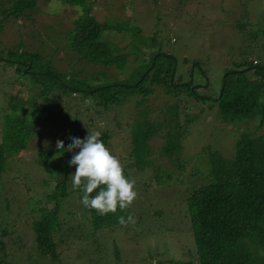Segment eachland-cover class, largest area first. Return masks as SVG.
Masks as SVG:
<instances>
[{
	"label": "rangeland",
	"instance_id": "1",
	"mask_svg": "<svg viewBox=\"0 0 264 264\" xmlns=\"http://www.w3.org/2000/svg\"><path fill=\"white\" fill-rule=\"evenodd\" d=\"M50 2L51 0H37V9L33 12L31 21L24 22L21 17L9 18L0 35L1 49L6 50L21 39L28 49H39L40 45H44L40 44L43 41L46 46L44 50L40 49L42 53L45 51L52 55L54 50L58 51V43L66 42L73 21L83 13V8L64 4L60 0L62 10L52 13L48 10ZM88 2L90 14L95 17L96 22L109 20L111 23L133 19L135 23L143 26L144 30L158 29L161 39L163 35H167V38L163 39L164 50L178 58V64L181 65L178 69L182 71H177L174 80H177L179 72L183 75L182 77L180 75L178 80L185 81L190 77L191 71L194 84H200L197 92L213 98L199 101L193 96H187L184 91L181 95H172L155 83L152 84L154 91L145 96L146 102L138 106L136 112L133 103H126L118 107L112 106L110 110H106L103 117L104 123L109 119V123L114 127L115 122H119V125L125 124L128 120L131 122L132 118L129 117L133 116L134 112L135 116L139 115L138 110L145 106L149 109L148 119L154 123H161L157 134L149 138L151 150L148 160L151 162L145 164L143 170L131 166L133 158L125 157L129 149L126 131L120 130L118 137L114 135L108 139L109 148L119 156L124 155V158L120 159L125 168L129 167L125 174L129 179L136 181L138 192L137 199L129 208L130 214L136 218V224L110 231L112 237L118 238L121 249L120 264H170L169 259L178 258L188 262L190 258L187 254L193 250V237L186 198L194 187L209 179L211 154L214 152L223 157H231L241 133H247L251 137L264 135L263 87L260 89L261 96L257 99V114L254 118L223 122L218 112L217 101H214L219 92L221 79L226 74L225 70L240 68L236 63H241V67L246 70L244 71L246 78L258 80L264 85V75L261 76L259 71L256 73L252 71L256 68L255 65L251 66L252 69H247L243 64L247 60L258 62L261 66L264 64V0H88ZM50 29L58 37L56 44L49 41ZM105 39L115 47V55L125 54L122 65L124 67L121 69L117 64L103 68L106 76L111 79L125 78L131 71L140 72V63L148 59L150 52L157 50L156 45L142 44L119 31L109 30ZM69 62L70 59L65 58L58 64L64 68ZM101 66L80 62L75 65V69L80 70L82 77H89L102 68ZM199 67L208 76V83L205 85ZM13 69V66H6L3 72L0 65V108L6 102L4 92L7 91L17 92L25 98L26 110L31 109L33 89L26 78L19 76ZM18 82L23 84L19 85ZM69 96L72 102L70 109L64 104H59L58 115L53 113L49 121L33 116L45 115L44 111L40 110L42 107L40 100L35 101V109L32 112L29 110L28 113L32 123V136L28 146L19 157L7 161V171L0 180V213L3 211L7 214L10 223L14 220L16 245L20 244L19 237L30 230L32 220L28 214V205L21 203L20 200H28V197L38 195L41 198L38 204L41 205L43 192L53 187L54 179L65 171L71 178L75 171V166L68 164L74 152L58 153L56 141L62 140L67 146L71 143L70 137L83 139L88 130L101 132L106 129L98 119L100 116L97 111H102V108L95 101L88 97H80V94L72 93ZM176 103L178 108L174 113L170 108ZM186 115L196 116V119L185 124ZM90 118H94V124L92 119L90 122ZM171 118L175 120L178 118L186 132L182 134L181 162L184 171L178 167L176 160L159 153L164 134L172 130L175 124V121H166ZM41 148L49 151L48 170L34 162ZM194 170L201 171L193 177L189 172ZM42 178L46 180L47 186L42 184L40 186ZM79 204L77 200H66L61 206L60 222L64 223L62 231L68 228L66 224L77 227L79 225L81 228L80 232L71 233L69 236L65 235L66 233L55 234L57 249L61 252V263L65 262L64 256L74 257L80 250L82 257L77 264L80 261H84L81 264H87V260L95 258L98 249H109L102 245L99 233L95 235L97 239L91 237L90 224L83 217ZM5 205L9 206L7 210H4ZM47 205L52 207L53 203ZM78 236L81 238L78 239ZM23 239L26 243L30 242H27L28 235ZM94 240L99 242H93ZM21 257V255L16 257L18 258L16 263H23ZM106 258L103 259L105 264L114 262V259L108 257L109 261Z\"/></svg>",
	"mask_w": 264,
	"mask_h": 264
},
{
	"label": "trees",
	"instance_id": "2",
	"mask_svg": "<svg viewBox=\"0 0 264 264\" xmlns=\"http://www.w3.org/2000/svg\"><path fill=\"white\" fill-rule=\"evenodd\" d=\"M61 2L81 6L83 13L74 19L73 26L67 33L66 42L63 44L58 43L57 35L50 29L49 41L53 44L58 43V51L54 50V54L51 55L45 51L42 53L40 49L44 50L46 46L43 41L40 44L44 45H40L39 49H28L19 39L6 50L1 49L0 42V65L3 72L6 66H13V71L22 78H26L30 88L33 89L31 109L28 110L25 108V98L17 92L10 93L2 90L5 91L6 102L0 108V180L7 171V161L16 156L19 157L28 146L32 136V123L28 113L29 110L32 112L35 109L36 100L42 103L40 110L44 111L45 115L33 116L43 121H49L53 113L58 115L59 104H64L67 109H70L72 102L69 100V95L72 93L95 101L102 108V111H97L100 116L97 118L102 121L103 128L106 127L101 131V139L109 147L110 137L114 135L118 137L121 131H126L129 149L125 157L133 158V165H130L143 170L146 167L145 164L151 162L148 160L151 150L149 138L157 134L161 123H154L148 119V107H141L138 110L139 115L135 116V112L138 106L146 102L145 96L154 91L152 84L161 85L164 91L172 95H181L184 91L187 96H193L199 101L213 99L197 92L196 89L200 84H194L191 71L190 77L185 81L178 80L180 75L181 77L183 75L179 72L177 80H174L178 67L181 65L178 64V58L175 55L165 52L163 39H166L167 35H163L161 39L158 29L145 28L144 30L143 26L135 23L133 19L111 23L109 20L96 22L95 17L90 14L88 0H61ZM36 7L37 0H0V35L9 18L21 17L24 22L31 21ZM48 28L51 27L48 26ZM109 30L128 34L142 44L156 45L157 50L150 52L148 59L140 63V72L131 71L122 79H111L106 76L103 68L117 64V67L121 69L124 67L122 65L125 57L123 53L115 55V47L105 39ZM65 58H69L70 62L61 68L58 63H62ZM80 62L101 64L102 68L89 77H82L80 70L75 69V65ZM240 64L236 63L242 68ZM243 64L247 69H252L251 66L255 65L256 68L252 71L254 73L259 71L261 76L264 75V64L261 66L260 63H253L251 60L244 61ZM240 68L225 70L226 74L221 79L219 92L214 98L223 122L254 118L257 114V99L261 96L260 89L264 88V85L258 80L246 78L244 76L246 70L244 68L239 70ZM198 70L205 80L204 85L207 84L208 76L200 67ZM89 80L92 82L90 83ZM18 83L23 84V82ZM126 103H133L135 108L133 116L129 117V119L132 118L131 122L128 120L120 125L119 122H115L114 127L112 123H109V119L108 123H104L103 117L106 110ZM177 108L178 103L172 105L170 109L175 113ZM91 119L94 124V118H90V122ZM195 119L196 116L186 115L184 122L189 124ZM166 121H175V124L172 130L164 134L159 153L176 160L178 167L180 166L184 171L181 161L182 134H186L185 128H182L178 118L166 119ZM164 122H162L163 125H165ZM48 154V149L41 148L38 158L34 160L44 170L48 168ZM115 154L119 156L116 152ZM123 156L119 157L123 159ZM128 171L129 167L125 168V173ZM200 171L194 170L189 173L194 177ZM208 174L209 179L200 186L194 187L186 198L193 237V250L188 251L187 254L190 260L184 262L179 258L169 259V263L264 264V135L251 137L247 133H241L231 157H223L213 152ZM41 184L47 186L46 180L40 179V186ZM71 185L72 179L65 171L54 179L53 187L43 192L41 205L38 204L41 199L38 195L28 197V200H20L21 203L28 205V214L32 220L28 233L25 232L22 237H19L21 240L19 245L15 244L14 220L10 223L6 217L7 214L1 211L0 264H18L16 257L20 255L23 261L20 264H77L82 257L81 251L78 250L74 257L64 256L65 262L61 263V252L57 249L55 240L56 233H66L65 235L69 236L71 233L80 232L79 229H81L79 225L77 227L66 224L68 228L62 231L64 223L60 222V213L61 206L66 200L79 201L81 213L90 224L91 237L99 233V240L103 241L102 245L109 248L108 250L98 249L95 258L87 260V264H105L103 259L106 256L107 260L114 259L113 263H107L120 264L121 249L118 238L112 237L110 231L116 228L124 229V226L118 222V217L123 215L127 218V215L131 213L130 209L125 211L118 209L116 213L99 215L95 210L86 208L81 203L82 190H73ZM49 203H53V206L48 207ZM8 208L9 206L5 205L4 210ZM25 235H28L29 243L23 239ZM99 240L93 242H99ZM15 251L17 255L14 256ZM83 262L80 261L79 264Z\"/></svg>",
	"mask_w": 264,
	"mask_h": 264
},
{
	"label": "clouds",
	"instance_id": "3",
	"mask_svg": "<svg viewBox=\"0 0 264 264\" xmlns=\"http://www.w3.org/2000/svg\"><path fill=\"white\" fill-rule=\"evenodd\" d=\"M48 10L52 13L62 10L60 0H51ZM71 143L57 140L58 153L74 152L68 164L75 166L71 174L72 189L83 192L81 203L99 215L125 211L138 197L136 181L125 174V164L101 139L100 131L88 130L85 138L70 137ZM78 149V151H74ZM93 193H95L93 195ZM118 222L127 227L136 224V218L121 215Z\"/></svg>",
	"mask_w": 264,
	"mask_h": 264
}]
</instances>
